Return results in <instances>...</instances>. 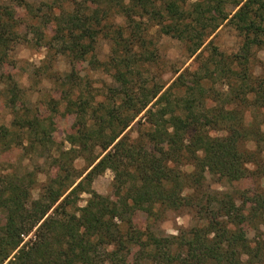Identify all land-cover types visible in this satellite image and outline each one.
Segmentation results:
<instances>
[{
    "label": "trees",
    "instance_id": "trees-1",
    "mask_svg": "<svg viewBox=\"0 0 264 264\" xmlns=\"http://www.w3.org/2000/svg\"><path fill=\"white\" fill-rule=\"evenodd\" d=\"M41 4L46 11L38 16L33 5L20 7L52 25L46 48L71 67L53 83L79 122L69 147L57 145L53 122L30 117L17 105V83L0 76V98L14 103L10 127L0 126V164L15 150L35 160L31 170H20L21 160L0 171V264H264V0ZM20 26L0 0V66ZM225 26L239 39L235 52L213 43ZM92 33L109 44L102 62L87 41ZM161 37L180 43L191 60L176 81L150 73L161 65ZM84 63L110 77L99 96L82 84L77 68ZM78 158L85 161L79 171ZM106 171L111 196L92 188ZM208 176L251 181L255 188L243 199L250 208L208 187ZM81 195L88 196L84 206ZM183 211L193 225L176 235L160 231L168 213ZM141 215L149 222L138 227Z\"/></svg>",
    "mask_w": 264,
    "mask_h": 264
},
{
    "label": "rangeland",
    "instance_id": "rangeland-1",
    "mask_svg": "<svg viewBox=\"0 0 264 264\" xmlns=\"http://www.w3.org/2000/svg\"><path fill=\"white\" fill-rule=\"evenodd\" d=\"M2 1L8 15L18 21L21 26L17 30L19 34L18 44L14 46L7 61L0 66V76L6 77L9 75L13 78L22 92L21 100L17 102V105L21 104L29 109L28 111L31 112L30 117L38 118L48 124L50 123L49 121H52L53 125L50 131L52 140L57 145L68 148L66 139L70 134L75 132L79 120L77 115L67 114L64 111L65 102L61 99L60 88L53 83V75L56 73L67 74L71 70V67L62 55H56L55 51L49 52L47 50L46 46L54 35L53 27L47 22V19L43 17L42 19L31 20L33 14H29L23 7H20L22 3L33 5L35 7L33 12L38 16L46 11L45 6H41L42 1L49 2L50 0ZM63 1L67 3L70 0ZM189 1L194 2L197 0ZM38 7L43 9L42 12L36 10ZM31 25L35 26V29ZM213 37L214 45L221 51L231 53L235 52L238 48L239 39L229 27L220 28ZM87 41L93 46L95 58L100 62L106 60L109 51L108 42L103 40L98 34L93 33L88 36ZM156 48L158 62L161 65L158 67V70L153 69L150 73L157 78L163 74L165 80L176 81L182 72H184V69L190 65L191 60L187 59L181 44L170 37H161L156 44ZM258 59L264 62V50L258 52ZM182 65L184 66L182 67ZM171 66L172 70L177 67H181V70L177 74H171L168 71V67ZM80 67H82L80 71V76L83 78L82 84L85 87H90L94 95L99 96L102 91H105V87L111 85L110 77L100 69L93 70L86 63L79 65L77 69H80ZM258 71L257 69V73ZM52 105L56 106L57 111H52L50 108ZM13 106L14 103L8 104L0 98V126L10 127L13 120ZM246 120L249 121L251 119L248 116ZM2 160L0 171H2L1 169H8L10 165L18 167L21 160L23 162L20 170H24L23 167H28V170H31L35 164V160L33 161L29 157H25L24 159L20 150H15L5 160L4 158ZM38 163L40 164V161ZM84 166L85 161L82 158H78L74 162V167L77 171L82 170ZM44 171L37 175V184L32 194L34 198L46 179L47 168ZM205 182L211 189L227 192L236 198L238 204L242 203L246 209L250 208L249 202L243 199H248L246 197H249L255 188V185L251 181L244 180L242 182L230 183L217 177L208 176ZM111 184L112 174L106 171L93 181L92 188L100 195L111 196ZM260 184L264 188V179ZM87 199V195H81L79 206H84ZM148 222L142 215L138 216L135 220L138 227L146 226ZM193 223L190 214L187 211H183L179 214L168 213L165 220L158 227L166 235H176L178 229L188 228ZM262 230L264 231V227H262Z\"/></svg>",
    "mask_w": 264,
    "mask_h": 264
}]
</instances>
